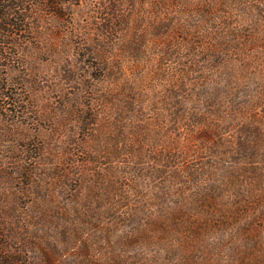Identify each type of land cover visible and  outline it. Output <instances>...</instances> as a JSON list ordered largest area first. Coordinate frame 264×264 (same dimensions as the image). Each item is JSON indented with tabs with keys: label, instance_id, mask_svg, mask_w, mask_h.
<instances>
[{
	"label": "rangeland",
	"instance_id": "374dc122",
	"mask_svg": "<svg viewBox=\"0 0 264 264\" xmlns=\"http://www.w3.org/2000/svg\"><path fill=\"white\" fill-rule=\"evenodd\" d=\"M112 1L72 0L59 7L63 18L42 8L38 30L23 34L11 50L15 60L0 62L11 98L0 99V261L19 255L20 264H264V179L255 185L242 172L264 168V71L246 81L248 99L236 84L227 94L231 88L218 79L230 62L236 70L242 59L237 35L253 33L260 19L246 17L235 4L223 20L214 17V37L232 32L235 48L216 54L221 62L210 69L203 49L187 54L169 33H157L180 7H169V0ZM159 3L165 5L160 9ZM126 17L129 23L118 27L117 19ZM108 20L117 29L103 32ZM188 21L199 26L201 19L193 15ZM137 35L142 47L134 59L124 46ZM100 49L106 51L104 61ZM186 65L188 79L180 83ZM248 100L245 117H235L237 106ZM81 113L105 119L100 142H85L86 152L100 150L93 166L77 152L84 141ZM252 127L260 129L259 137L241 132ZM117 137L133 139L117 147L135 158H111L113 144L106 142ZM29 140L35 142L33 154L23 151ZM217 140L225 153L248 140L249 152L260 158L219 161L213 154ZM31 155L42 161L27 163ZM12 158L38 168L31 181H21ZM128 163L137 168V183L117 179L130 203L115 210L116 176L109 170L121 171ZM202 164L226 173L212 181L198 176L191 187L185 185L184 168L199 173ZM53 174L63 181L54 183ZM200 201L209 206L197 205ZM131 212L133 219L123 221Z\"/></svg>",
	"mask_w": 264,
	"mask_h": 264
},
{
	"label": "trees",
	"instance_id": "16d2710c",
	"mask_svg": "<svg viewBox=\"0 0 264 264\" xmlns=\"http://www.w3.org/2000/svg\"><path fill=\"white\" fill-rule=\"evenodd\" d=\"M111 3L112 0H109ZM128 1V0H126ZM72 3V0H0V62L2 61H14L13 54L11 53V50L15 47H19V40H21L22 35L26 32L31 34L35 33L38 28L35 27V22L37 19L40 18V12L43 11L42 8H45L49 13L52 15H57L58 18H63L65 16V13H61L59 10V7H66L67 4ZM232 4L238 5L239 8L246 14V17H254V19H260L258 22L260 23L258 28L263 26L264 19L261 17L264 16V0H169V7H180L181 11L173 12L170 16L173 15L172 18H169V25H159L157 28V33L162 35H167L169 33V37H174V41L176 42L175 47L184 49V51L187 52V54H193L196 51H198L199 48L203 49L206 55L205 62L211 61L210 69L217 68L219 66V63L221 62L218 57H216V54H224L227 52L232 51L233 43L231 41L233 37L232 32H228L226 36H221L219 38H215V32L212 28V23L214 17H219L220 20H223L225 14H227V10ZM157 7L160 9L162 6L165 5V3H159L156 4ZM196 5L197 8L193 9V6ZM110 10L115 15L117 12L115 2L111 4ZM197 16L201 19L199 26H193L189 23V19L191 16ZM175 16V17H174ZM253 19V20H254ZM182 21H185L182 23ZM129 18H122L117 19V26L123 27V24H128ZM114 21H107V23L103 27V32H110L114 29H117L115 27ZM180 26V27H179ZM258 28L253 33H250L249 35H246L243 33V31H240L242 33H239L237 35L238 43L235 45L238 47V50L240 51L239 56L242 59L238 61V64H236V70L234 69V63L230 62V66L225 71H222L219 73V81H224L226 84L229 85V88H231V91H227L230 94L234 91V84H236L237 93H245L246 89V81H254L253 78H256L258 75H262L264 71V31H258ZM127 32V31H126ZM106 38L107 35H106ZM215 39V41L213 40ZM213 41V45L210 43V41ZM105 41V38L103 39ZM141 39L140 35L136 36V38L133 40H130L127 45L124 46V49L126 52L132 55L134 59H138L139 52L141 49ZM215 42V43H214ZM238 45V46H237ZM99 52L102 55V58L100 57V60L102 59L104 61L105 56V49H100ZM100 55V56H101ZM223 64V63H222ZM90 65V64H89ZM191 65V64H190ZM97 66V65H96ZM186 70H183L181 73V80L178 81L181 83L182 80L188 79V65L185 66ZM92 70H96L97 67H92ZM259 68V69H258ZM263 68V71L261 70ZM104 69V68H103ZM104 71V70H103ZM102 71V72H103ZM194 71L191 69V72ZM73 78V77H72ZM67 80H71L70 76L66 77ZM97 79V78H93ZM101 79H99L100 81ZM217 83V82H216ZM179 86H184L179 85ZM96 88V87H95ZM8 86L4 82V79L1 77L0 74V99L3 101L7 98H10L7 93ZM94 90V88H93ZM242 91V92H241ZM96 92V91H94ZM173 91H171L172 93ZM245 98L248 99L247 94L245 93ZM11 99V98H10ZM217 100V99H216ZM16 102V101H15ZM15 107L21 109L23 108L20 104L15 103ZM235 103L233 102L232 108H234ZM131 106V105H130ZM251 101H246V105L244 107H238L236 108V112L238 110L239 113H236L237 115H234L237 118L245 117V112L250 110ZM129 108V107H128ZM90 110V111H89ZM89 112H92L88 108ZM196 118H198L196 116ZM236 118V119H237ZM199 120V119H198ZM238 120V119H237ZM105 122V119L103 117V114L101 113H81L78 117V123L80 127V134L83 136V140L80 143H78L76 146L79 147L78 154H85L87 159L83 162L87 166H93L96 163H99V154L100 150L97 152L95 151V154H93V151H87L84 149L85 142L88 140H93L95 143L100 142V136L99 134L106 128V125H103ZM195 122V120H194ZM199 123V121H198ZM117 124V123H116ZM112 125V124H111ZM118 125V124H117ZM253 126V124H252ZM119 128V127H118ZM241 129V132L243 134H252V137H256L258 133L260 132V129ZM249 131V132H248ZM119 136H123V133H118ZM245 137V136H244ZM259 137V135L257 136ZM123 139V140H122ZM125 143V141H133V139H124L120 137H117L116 139H110L109 142H106V144H113L111 145L114 150L110 151L111 158L121 157L123 155H130L131 157L135 158L134 152L130 151L129 154H124L127 150H123L122 148H118L121 141ZM218 141V140H217ZM260 143V142H259ZM35 144L34 141L29 140L28 145L24 146L23 151L25 153H34L36 150L32 147ZM221 141L217 142L214 146L216 147V151L213 154H215V157L219 161H223L225 157H229L231 161L235 163H239L241 161H251V160H257L258 157L260 158V155L257 152H249V141H238V146H235L234 151H229L228 153H225V145H221ZM118 146V147H117ZM100 147H103V145H100ZM93 147H89L88 149H91ZM133 150V149H131ZM65 155L64 160L65 162H69L70 152H68V149H65ZM127 153V152H126ZM119 155V156H118ZM15 163H17L18 170H17V176L21 179V181L26 182V180L31 181L35 171L38 169L36 167H31L27 165V163H35L39 162L36 160L32 155L30 156L28 162L25 165H22V161L18 158H12ZM42 161V160H41ZM40 161V162H41ZM39 162V163H40ZM133 162V161H132ZM20 164V165H19ZM264 164V163H263ZM133 165L135 166L134 162ZM208 165H201L200 172H194L192 173L190 168L185 167L184 173L186 176V183L185 185H188V187L194 184V180L198 176H204L208 180H214L215 178L221 176L222 174L226 173L223 168L219 169L218 166L209 169L207 167ZM196 171V170H195ZM157 172V171H156ZM155 172V174H157ZM243 174L249 175L246 177H250L249 179H252L255 183V185L261 183L262 179H264V168H256L253 169H243ZM110 176L115 175V186H116V197L118 199V203H114L113 199H111L112 203H114L115 210H118L121 205H124L123 203H130V200L128 197L122 194L121 189H119V184L117 183V179H124V180H130L137 183L138 179V173L137 168L133 167L130 163H128L127 167L124 169H121V171H118L114 167H111L109 170ZM120 175V176H119ZM64 176V175H63ZM103 177H106V175H103ZM122 177V178H121ZM241 177V176H239ZM53 182L58 183L60 181H63V177L60 174H53L52 175ZM137 178V179H136ZM238 176L235 178L233 182L238 181ZM178 180L177 175L173 177V181ZM31 187L29 184L25 187V189H28ZM186 187V188H188ZM190 189V188H189ZM187 190V189H186ZM185 190V191H186ZM184 192V191H183ZM182 192V193H183ZM111 198V197H110ZM163 198H159L158 201H161ZM122 200V204L119 202ZM203 203L205 205H203ZM205 201H200L197 205L203 206L204 208H207L209 205H207ZM40 215L45 216V211L40 210ZM133 212L131 214L127 215V217L124 216L123 221H130L134 217ZM122 220V219H121ZM89 223V222H88ZM86 223V224H88ZM144 237V236H143ZM132 242V240H131ZM15 254V253H13ZM18 258L15 257H6L4 260L0 261V264H20L23 259L21 256L17 255Z\"/></svg>",
	"mask_w": 264,
	"mask_h": 264
}]
</instances>
